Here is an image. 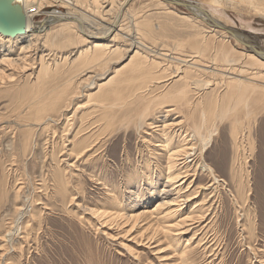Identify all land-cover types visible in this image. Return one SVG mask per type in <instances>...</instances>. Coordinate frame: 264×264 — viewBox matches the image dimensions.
Listing matches in <instances>:
<instances>
[{
	"label": "rangeland",
	"instance_id": "rangeland-1",
	"mask_svg": "<svg viewBox=\"0 0 264 264\" xmlns=\"http://www.w3.org/2000/svg\"><path fill=\"white\" fill-rule=\"evenodd\" d=\"M90 1L88 0V3L86 4L88 5L90 2V4L88 5L89 8H87L88 6L83 7L84 10H87L83 12L81 11V14H85L86 19L90 21L99 20L103 24L105 23L104 21L108 22L110 16H103V12L101 11L106 9V5L110 0H102L100 4L104 6V9L101 7V10L98 11L99 9L94 8L95 12L94 10H92V0ZM192 1L203 5L205 10L207 9L206 11L208 13H213V17L218 20V22L226 25L228 28L242 33L251 45L264 51L263 0ZM31 4L34 8L36 6L34 4H38V1H35ZM57 4L59 5L56 6L57 11H68V8L66 6L60 5L59 3ZM157 4L160 6H158ZM166 5L167 4L164 5L163 3L160 4L158 0H131L127 8L128 13L123 17V21L125 23L122 21L124 28L126 26L128 28H125L127 31L124 29L125 34L119 33V35L116 37V40H119L118 43L129 42V40H124L131 39V37H136V32H142L140 35H142V37L144 36V41H148L149 44L151 43L156 47H162V50H160L161 52H163L165 49L167 53H170L169 56L172 54L171 56L175 57L179 55L177 57L179 59H190L193 55H196L195 46L197 45V40H199L200 38V40H202L203 37V39L206 40L208 38V42L211 41L215 44L224 43L228 51H232L233 54L236 55L240 53V57L242 56L241 54H245V50H247V48L236 43L235 40L226 33H222L219 30L217 32L212 31L206 33L205 29L207 26L205 23L201 21L199 22L198 19H195L192 16L185 17V15L189 16L191 14L183 5L177 3L167 6ZM53 7L54 6H52V8ZM134 8L136 11L134 10ZM132 9L135 13L139 11L138 13H136L137 16L136 14H133L134 12H132ZM99 12H101V14ZM130 12H132V14H129ZM44 15L45 14L43 13V11L39 12L32 19L33 22L43 20L45 18ZM131 15H134V18ZM101 16L102 18H104V20H102ZM128 16H130L129 18L131 21H129ZM128 22H130L131 24ZM138 22L140 23V26H138ZM146 22H150L151 24H146ZM141 24H144L146 26ZM60 25L55 24V27L51 26V29H49V33H51L49 34L50 40L48 41L49 44L46 47L47 49L39 53L35 58L34 50L32 49L29 51V62L27 61V63L30 64L28 65L29 67L34 66L32 69H27L26 67H24V69H21L22 67L18 68V66L15 67L14 65H12L9 66V69L5 72V75H3L2 79H0V170L2 171V173L0 171V264H183L181 259H179L178 254H180L181 250H183L186 240L189 239L193 233L195 234V237H197L195 239L198 240L199 238H201L202 243L204 244L195 245L196 243L193 242L196 241L195 239L190 241L189 245L191 246L190 248H192L190 250V253H192L193 255V257L191 258L193 259V261L190 260L191 264H262V262H264V257L260 256L261 250H264V104L259 103L252 107L249 106L248 110L250 111H248V113H246L245 110L246 106L243 105L239 106L238 110L235 109L234 111H232L231 114H229L228 112H226L225 114L216 112V117L214 120L215 126L217 128L216 134L212 136L208 148L202 154L205 163L211 166L218 178H221L223 181L214 183V180H211V177L206 175L205 172L198 167V169L196 168L195 172H193L192 170V172H187L189 177H186V182L188 183V181H191L192 185L190 190H192L194 187H198L197 195L193 194L191 196L194 197L193 200L198 197V203L203 197V199H205L203 201H206L207 199L213 201L212 206L210 207L211 210H208L206 212V219L200 225L202 226L204 223L206 224L208 222L207 226H205L203 229H198L199 227H196L197 223H195L193 230L185 233L184 235L176 236L175 239L172 240L173 243L171 242L170 244H168L169 241H167V239L159 231V233L156 232V234H158V240L155 238L150 241L145 239V237L156 235L155 232L153 234V230L156 228V226H147L149 223L146 222H148L149 219H144L141 222L139 221L136 224L137 226L135 225L132 229L130 227L131 225L126 223L122 224V221H115L116 223H112L110 228L100 227L98 225L100 227L99 229V227L95 223L96 221H94L93 219L90 220L88 218V214L83 212V207H104L103 209H106L107 211L111 210L112 212L111 208L114 206L115 200H122L120 209H127L128 206L131 205L132 201H134V199L132 200V198L135 197V195L132 194L130 196V199L128 198L129 190H133L130 188V185L134 180L133 174L135 166H137V168L142 167L145 159L150 160L151 162L154 161L153 159L149 158V155L146 152V147L148 146L150 149L155 148V150L158 152L161 151L158 150V147L153 146L156 145L158 140L155 141L153 139L151 143L149 142V145L143 142L142 136H146V133H149L150 130H145V132L143 131V133L142 130L138 129L139 132H136L137 123H135V117L137 118V116H135V114L137 115L138 112L136 113V99H133L131 97V94H128V97L127 94H124V98L127 97L125 98V100L129 101L126 104V108H112L113 110L111 111L110 108H105V106L110 105L109 103L111 102V99H113L111 92L109 91H111V89L113 88L114 83L105 87L103 90L104 92L102 91L103 93L101 92L100 94H98L99 91L95 86V83L98 85V83H101L108 79L109 76L114 75L115 72H119L118 75L117 73L115 75L117 79L124 73H127V70L130 67H133V63L129 58L133 54L132 51H128L124 55L122 53L124 51H121L119 55L114 54L115 58H108L105 62L95 65V69L91 68L95 71L87 74L92 75V77H90L87 82L94 83L93 86L84 87L80 84V88L79 83L75 80L77 73L80 72L78 68L73 69L76 68L75 65L77 63L71 62V59L74 57V55L70 56L68 61H63L60 58L61 56H65L68 51L70 52L71 50H73L74 47L76 48L75 45H79L78 43L79 41H81V39L74 31L75 28H71V26L63 27L62 25L60 27ZM156 25H161L162 27L160 26V29H157L158 26L156 27ZM136 27L141 30H135ZM70 28L73 30H69ZM147 29L149 30V32ZM203 30L205 32H203ZM64 32L66 34H64ZM115 32L116 29L111 33V35H114ZM201 32L202 34L205 33L204 36L201 34ZM67 35L71 37V40L65 42V36ZM148 35L150 37V40L147 37ZM109 37H106L107 41ZM106 39H104L103 41H106ZM20 42L21 41H19V43ZM69 42L71 43V46ZM19 43L17 45L15 44L14 47L9 46V48H7V43L4 40L0 39V56L1 54H3V52L6 53L7 51L10 53V57L12 58H14L13 56H16L18 54L21 55L22 52L21 50H19ZM188 43L191 46H189ZM145 52L149 53V55L146 53L149 58H155L153 52L149 50H146ZM212 52H215L214 48H208V53ZM45 53L48 55H46L45 59L47 58L46 61L48 60L47 63H49L50 70L48 69V73L46 74V69L45 71H42L43 73L41 74L43 75H41V78L39 77L37 81L36 75H38V67H40L38 62L39 56L40 54ZM150 53H152V55ZM185 55L187 56L185 57ZM197 55L199 54L197 53ZM183 56L184 58H181ZM200 56L202 55H199L198 57ZM162 58L164 57L161 56L159 60H161V62H164L165 67L167 66V73L172 71L173 68H175L177 65L181 67L183 72L187 71L188 69L186 68V66L189 65L187 63L183 62L177 64V61L169 59V57L167 59V56L164 59ZM109 59L112 61H110ZM127 60H129V63L127 62ZM241 60L242 62L237 61L238 63H240V65H244L246 62H249V66L247 63L244 65L245 68L248 69V71L257 70L256 65L250 62L244 56L239 59V61ZM201 62L210 65L209 62ZM219 63L221 62H216L213 66H216V68L220 69ZM171 64L176 66L171 68ZM96 66L98 67V69ZM120 66H122L123 68ZM54 68L56 70H54ZM125 68L126 71L122 70ZM168 68L169 70H167ZM69 69L71 72L69 71ZM113 69L118 70L114 71ZM120 69L121 71H123L121 72L122 74L119 71ZM130 69L128 70V72H130ZM32 70L34 71V73H32L31 75L30 72H32ZM62 71L65 73H63ZM188 73H190L193 78L197 77V74L193 72V70H190ZM50 74L52 76L54 74L53 78L50 76ZM46 77L48 78L46 79ZM42 79L45 85L43 84ZM67 82H69V84ZM171 83L172 82L169 81L166 82L164 87L168 84L169 85L166 86L165 89L171 86ZM40 84H42L43 86ZM67 85L69 88H66ZM95 89L97 91H95ZM41 90L44 91L42 92ZM65 90H68L67 93H65ZM60 91L61 93H64L60 94ZM88 92L89 94H86ZM54 93L55 96L58 94V96H64H60L61 98H65L66 96H68V98H71V102L76 103L75 107L81 109H78L79 112H77L75 122L80 123L82 119L83 122L86 120L85 122L89 123V125L91 122H94V125H92L90 128L95 127L92 129L94 134H96L97 132H103V135L100 134L99 137H101L102 140L104 139V150L101 154V158L99 160H95V157H92L91 160L88 159L89 161H94L95 163L86 160L76 162V166L71 169V172L75 175L73 174L74 178L71 179L73 181H70V183L68 184L69 190L59 195L58 191H56L54 187L53 181L49 177L51 171L48 167L49 161L47 160V157L44 159V155L47 154V152H49L51 148L50 143H48L49 141L47 142V144H45V139L47 138L45 133L40 130H35L36 133L33 132V134L30 135V132H27L26 136V130L28 129V126H32L29 125L30 122H33L34 124L37 123L36 117H38V115H35V117V113L33 114V111H35L34 104H37L38 102L42 103V99L44 97L49 94L50 97L54 96ZM202 94H204V92H201V96ZM85 95L90 96V98ZM100 96H102V98ZM109 96L110 98H108ZM22 97L26 99L22 100ZM72 97L75 98L72 99ZM94 98L95 100H93ZM90 99L92 101H90ZM37 100L39 101L35 102ZM166 100L167 101L165 103L167 105H170L171 101H168L169 99ZM91 102H93L94 104ZM32 103L34 106L33 108ZM84 104L87 107H82L84 106ZM87 104H89L91 108H89ZM103 104H105V106H103ZM171 104H173V102H171ZM176 106L179 105L177 104ZM17 107L19 108L15 109ZM29 107L31 108L29 109ZM73 109L74 108L69 109L68 114H72L71 111H73ZM84 111L87 113H84ZM92 111H95V113H93ZM17 112L20 115H18ZM24 112L29 113L25 114ZM22 113H24V115ZM174 113L175 112H171L167 116V119H169V121H172V119L178 116V113ZM28 114H31L32 118L31 115L28 116ZM158 114L154 113L153 116H157ZM182 114L186 117L185 112H182L179 114V117L177 119H180L182 117ZM24 116H28L33 120L27 118L28 120H30L28 121ZM24 118L26 119V121L24 120ZM34 118H36V120ZM23 121L25 122V124H29L25 125ZM106 121L109 122V127H106ZM232 126H234V128ZM103 130L107 131L104 133ZM233 130L236 131V134L234 135V137L237 136L236 142L231 134ZM25 139L27 140L25 141ZM251 140L253 141V146L255 147V149H252L253 146H250L249 142ZM27 143H29V145ZM61 158L67 159V156L65 157L63 155ZM158 158L159 159L156 162L157 165L164 164L163 155L161 153L159 154ZM74 161V159H71V161L69 162L71 163ZM153 170H155L154 163ZM46 172L48 173L46 174ZM233 172H237L236 174L239 173V177L241 176L240 180L242 182L241 187H238L239 191H237L235 185L236 182H239L240 180L238 175H233ZM98 174L103 175L104 179L97 180L96 177L98 176ZM136 179L140 180L141 178L137 177ZM163 180L164 179L159 181L157 185V191H160V188L163 185ZM140 183L142 184L141 187H146V185L143 183V180ZM187 183H185L184 186H186ZM215 184L217 185V187ZM210 186L211 188H213V186H215L216 188L214 190V193L208 196L207 194L209 192V189H207V187ZM15 190H18V193H15ZM204 190L207 197H204ZM68 192L70 196H68ZM236 193L238 196H236ZM231 194H233V196ZM16 195L18 197H16ZM64 197L67 198L65 199ZM123 199L127 200L123 201ZM207 205H209V203H207L206 206ZM16 207H20V209L22 208L21 211L23 212H21L22 217L20 216V219H18L19 216H17L18 214L16 213V211H14V208ZM82 215L83 217H81ZM82 218L86 219L84 220ZM10 221H12L11 224H14V226L20 224L19 226H16L17 228L20 227V231L18 230L14 232L13 230L11 231V233L13 234H9V236L11 237L6 235V237L3 239L2 235H4L7 229H9L7 227L10 226ZM152 222H154V220H152ZM249 222L253 223L256 228L255 235L253 236V239L252 241H250V243L247 240V234L245 230ZM94 223L96 226L93 225ZM125 232L129 233L127 234Z\"/></svg>",
	"mask_w": 264,
	"mask_h": 264
},
{
	"label": "bare ground",
	"instance_id": "bare-ground-1",
	"mask_svg": "<svg viewBox=\"0 0 264 264\" xmlns=\"http://www.w3.org/2000/svg\"><path fill=\"white\" fill-rule=\"evenodd\" d=\"M35 1H38V4H34L36 6L33 8L31 3L35 2ZM101 1L102 0H92V4H93L92 10H94V12H95V9H99L98 11H100L101 7L104 9V6H102L100 4ZM176 1L177 0H158V2H160V4L163 3L164 5L165 4L172 5ZM211 1H213V0H211ZM18 2L21 3L23 10L25 12V17H26L25 33L20 34V35H16L15 37L4 36V35L0 34V39L4 40L7 43V45H8L7 48H9V46L14 47L15 44L17 45L19 43V41H21L19 43V45H20L19 50H21L22 54L21 55L15 54L16 56H13L14 58L10 57V53L7 50H6L7 51L6 53L3 52V54H1V56H0V79H2L3 75H5V72L9 69V66H12V65H14L15 67L18 66V68L22 67L21 69H24V67H26L27 69H32L34 66L31 65L32 67H29L28 65H30V64L27 63L29 51L32 49L34 50V58H35L36 56H38L39 53H41L42 51L47 49L46 47L48 46V44H49L48 41L50 40L49 34L51 33V32L49 33V29H51V26L53 27L55 24H59V25L61 24L63 27H66V26L70 27L71 26V28H75L74 31L76 32L77 36H79V38L81 39V41H79V43L75 40L79 44V45H75L76 48L74 47L73 50H71L70 52L68 51V53H66L65 56H61V58H60L63 61L64 60L68 61L70 56L74 55V57L71 59V62L77 63L76 65L74 64L76 66V68H73V69L78 68V70L80 72V73H77V75L75 77V80L79 83V86H80V84L83 85L84 87L93 86L94 83H92V82L88 83L87 82L88 79H90V77H92V75L91 74L87 75V74L95 71V70L91 69V68L95 69L94 68L95 65H98V64L105 62L108 58H111V57L115 58L114 54L119 55V53L121 51L125 52V53L122 52L123 55L126 54V52H128V51L129 52L132 51V53H133V54L131 53L132 55L129 57L130 61L133 63L132 64L133 67L132 68L130 67L131 69L129 68L130 72H128V70H129L128 69L127 73H124L118 79H117V77H115V75H116V73L118 75L119 72H115L114 75L109 76L108 79H106L105 81H103L101 83H98V85L95 83V86L99 91L98 94H100L104 90L105 87L114 83L113 88L111 89V91H109V92H111V95L113 97V99H111V102L109 103L110 105L105 106V104H103V106H105V108L108 107L111 109V111L115 108L116 109L122 108V107L126 108L127 107L126 104L129 101L125 100V98L128 97V94H131V97L133 99L134 98L136 99V102H135L136 106H137L136 107V113L138 112L137 115L135 114V116H137V118L134 116L136 119L135 123H137L136 124L137 125V131L136 132H139L138 129L142 130V132L143 131L145 132V130H150L149 133H146V136L145 135L142 136L143 142H145L149 145V142L151 143V141L153 139L155 141L158 140V142H160V143L155 142L156 145H153V146L158 147V150H160L161 152L156 151L155 148L150 149L148 146L146 147V152L148 153L149 158L153 159L155 162L154 161L151 162L150 160L145 159L142 167L137 168V166H135L134 174H133L134 180L133 179H132L133 181L131 180L132 184L130 185V188L133 190H129V193H128L129 197L128 198L130 199V196L132 194L135 195V197L132 198V200L134 199V201H132L131 205L128 206L127 209L126 208L120 209L122 200L116 201L114 199L115 200L114 206L111 208L112 212H111V210L107 211L106 209H103L104 207H101V208L100 207L96 208L94 206L93 207H91V206L83 207V212L88 214V218L90 220L93 219L94 221H96L95 223L97 224V226L99 225L100 227H105V228L109 227L110 228L111 224L114 223L115 221H117V222L122 221L123 222L122 224L126 223V224L131 225L130 226L131 229L139 221L141 222L144 219H149V221L146 222V223H149L147 226L148 227L156 226V228L153 230V234H154V232L156 234V232L159 231L167 239V241H169L168 244H170L171 242L173 243L172 240H174L176 236L184 235L185 233L193 230L195 223H197L196 227H199L198 229H203L205 226H207L208 222L206 224L204 223L202 226H200V225L206 219V217H205L206 212L208 210H211L210 207L212 206L213 201L210 199L203 201V200H205V199H203V197H202L201 201L198 203H197L198 197H196L193 200L194 197H191V196L193 194L197 195L198 187L197 188L194 187L192 190H190L192 185H191V181H188V183L186 182L187 181L186 177H189L187 172H189L191 170L193 172H195L196 168L198 167L199 169L204 171L206 175L210 176L211 180L212 179L214 180V183H218L219 181H223L221 178H218V176L214 172V169L205 163L202 153L208 148L212 136L214 134H216L217 128H216L215 123H214V120L216 117V112H221L222 114H225L226 112H228L229 114H231L232 111H234L235 109L238 110V107L243 105V106H246L245 110H246V113H248V111H250V110H248L249 106L252 107V106L259 104V103L264 104V73H263L264 72V51L261 49H258L257 47H254L253 45H251L246 40V37L242 33L238 32L236 30H233L231 28H228L226 25L218 22V20H216L213 17L214 16L213 13H211V14L208 13L206 11L207 9L205 10L203 5H200L199 3H196L195 1L193 2L192 0H178V2H180L182 4L186 3L185 4L186 6H184V7L191 14L189 16L185 15V17H191L192 16L195 19H198L199 22L201 21V22L205 23L207 26L205 29L206 33L212 32V31L217 32L219 30L220 32L226 33L227 35L232 37L236 43L243 45L245 48H247V50H245L246 51L245 54L243 53L241 55L244 56L245 58H247L254 65H256V69H257L256 71H254V70L248 71V69H246L244 66L247 62L244 65L243 64L240 65V63H238V62H242V60L239 61V59L242 57V56L240 57V55H239L240 53L238 55L233 54L232 51H228L226 49V45H224V43L215 44L211 41L208 42L207 41L208 38H207V40L203 39V37H202V40H200L201 38L199 40L196 39L197 40V45L195 46L196 55H193L192 58H190V59H186V58L185 59H179V58H177L179 55L175 57V56H171L172 55L171 54L169 56L170 53H167L165 51V49L163 52H161L160 50H162L161 49L162 47L159 48V47H156L155 45H153L151 43L149 44L148 41L147 42L144 41V38H143L144 36L142 37V35H140L142 32L141 33L136 32V34H137V36L135 35L136 37H131V39H125L124 40V41L129 40V42L118 43L119 40L117 41L116 37L119 35V33L125 34L124 29L127 26L124 28V25L122 24L124 22L123 17L126 16L128 13L127 8H128V4H130L131 0H118V1L116 0V3H115V0H110L109 3L106 5V9L101 11V12H103L102 13L103 16H107V17L110 16L109 21L108 20H107L108 22L104 21L105 22L104 24L102 22H100L99 20L98 21H90V20L86 19L85 14L84 15L81 14L83 11L87 10V9L84 10L83 7H86L90 4L91 1L89 2L88 5H86L88 3V0H18ZM57 3H59L60 5L66 6L68 8V11H66V12L57 11L56 10L57 9L56 6L58 5ZM115 4H117V5H115ZM52 6H54V7L52 8ZM158 6H160V5H158ZM144 7H146V6H144ZM87 8H89V6ZM157 9H158V7H157ZM134 10H135V8H134ZM134 10L132 12H134ZM166 10H167V8H166ZM41 11H43V13L45 14L44 15L45 18L41 21L33 22L32 19L34 18V16ZM89 11H91V10H89ZM91 12H93V11H91ZM101 12H99V13L101 14ZM132 12H130L129 14H132ZM138 12L139 11H137L136 13H138ZM136 13L134 12L133 14L135 15ZM173 14H174V12H173ZM136 16H137V14H136ZM129 17L130 16H128V18ZM94 18H96V17H94ZM101 18H102V16H101ZM102 20H104V18H102ZM180 20H183V19H180ZM129 21H131L130 18H129ZM162 21H163V19H162ZM128 23H130V22H128ZM133 23H134V20H133ZM141 23H145V22H141ZM149 23L146 22V24H149ZM61 25H60V27H61ZM141 25H144V24H141ZM138 26H140V23ZM144 26H146V25H144ZM149 26H151V25H149ZM160 26L156 25L157 29H160ZM203 27H205V26H203ZM71 28L69 30L72 31L73 29H71ZM115 29H116V32L114 33V35H111V33ZM151 29H152V27H151ZM135 30L140 31L141 29L139 30L138 27H136ZM150 31H152V30H150ZM205 31L203 30V32H205ZM66 32H68V31H66ZM148 32H149V30H148ZM64 34H66V33L64 32ZM201 34H202V32H201ZM204 34L205 33H203L202 35L204 36ZM219 35H221V34H219ZM210 36H212V35H210ZM216 36H218V35H216ZM106 37H109L108 41H107ZM147 37H148V39L150 38L149 35ZM104 39H106V41H103ZM70 40H71L70 36H68V35L65 36V42L70 41ZM121 40H123V39H121ZM55 44H57V43H55ZM188 45H189V43H188ZM70 46H71V43H70ZM189 46H191V45H189ZM208 48H214L215 52L208 53ZM146 50L153 52L155 58H151V57L149 58V56L146 55V53L149 55L148 52H145ZM197 53L199 55L204 56V57H202V56L198 57L199 55H197ZM150 54L152 55V53H150ZM46 55L47 54L45 53V54H40V56H39L38 62H39L40 67H38L39 72L37 71L38 75H36L37 81H38L39 77L41 75H43V74H41V73H43L42 71H45V69H46L45 74L48 73L49 63H47L48 60L46 61L47 58L45 59ZM123 55H121V56H123ZM159 56H160V58H161V56H163L164 58L167 56V59L169 57V59L177 61V64L183 63V62L187 63V64H189L186 66V68H188V69H187V71L183 72L181 67H179L175 63L177 66L175 65L176 66L175 67L173 64H171V68H173V67H175V68H173L172 71L167 73L166 72L167 66L165 67L164 62H161V60H159L160 59ZM186 56L187 55H185V57ZM164 58H162V59H164ZM181 58H184V56ZM33 60H35V59H33ZM110 61H112V60H110ZM128 61L129 60H127V62ZM167 61H169V60H167ZM174 61H172V62H174ZM201 61L209 62L210 65H207V63L204 64ZM107 62H106V64H107ZM131 62H130V64H131ZM216 62H221V63H219L220 69L216 68V66H213L214 63H216ZM247 64L249 66V62ZM126 66H128V65H126ZM126 66H124V67H126ZM129 66H131V65H129ZM120 67H122V66H120ZM73 69H72V71H73ZM97 69H98V67H97ZM54 70H56V69L54 68ZM113 70L115 71L118 69H113ZM122 70L126 71V68L122 69ZM167 70H169V68ZM188 70L189 71L193 70V72H195L197 74L196 75L197 77L193 78V76L190 73H188L189 72ZM51 71H52V69H51ZM69 71H70V69H69ZM119 71H120V73L123 72V71H121V69ZM32 73H34L33 70H32V72H30V74L32 75ZM58 73H59V71H58ZM63 73H65V72H63ZM101 74H103V73H101ZM121 74H119V75H121ZM56 75H57V73H56ZM50 76L53 78L54 74H53V76L50 74ZM83 76H85V77H83ZM48 77H46V79ZM97 78H99V77H97ZM168 81L172 82L171 83L172 85L169 86L167 89H165L166 86L169 85L168 84L164 87V85ZM42 82L44 84L43 79H42ZM67 83L69 84V82H67ZM74 84H75V82H74ZM40 85H42V84H40ZM47 87H45V88H47ZM37 88H38V85H37ZM66 88H69L68 85L66 86ZM80 88H81V86H80ZM58 89H60V88H58ZM73 90H74V87H73ZM67 91L65 93H67ZM95 91H97V90L95 89ZM30 92H31V90H30ZM201 92H204V94H202V96H201ZM63 93H61V91H60V94H63ZM68 94H70V93H68ZM86 94H89V92ZM124 94H127V97L124 98ZM58 95L55 96V93H54V96L50 97V94H49L42 99V103L38 102L39 100L35 101L38 103L34 104L35 105V111H33V114L35 113L34 116L38 115V117L35 116L37 118V121H36L37 123L34 124L32 122L34 125L31 122H30V124L28 123L29 125H32V126H28V129H27L28 131L26 130V128H25V130H26V136H27V132H30V135H32L33 132H35V130H40V131L45 133V135L47 137V138L45 137L46 138L45 144H47V142L49 141L48 143H50L51 148H50L49 152H47V154L44 155V159L47 157V160L49 161L48 167L51 170L49 177L53 181L54 187H55L56 191H58V195H59V194L64 193V192L69 190L68 184L70 183V181H73L71 179L74 178L73 177L74 173L71 172V169L74 166H76L75 165L76 162L82 161V160L89 161V160H91L92 157H95L96 158L95 160H99L101 158V156H102L101 154L104 150V148H103V140L104 139L102 140V138L99 137L100 134H102L103 132L102 133L97 132L96 134H94L92 129L95 127L90 128L92 125H94V122H91L90 125H89V123L85 122L86 120L83 122V119L82 120L80 119L81 121L79 120L80 123L75 122L77 112H79L78 111L79 108L75 107L76 103L71 102V100H70L71 98H68V96H66L65 98H61L63 95L62 96L60 95L61 97ZM27 96H26V98H27ZM85 96H87V95H85ZM96 96H98V95H96ZM107 96H108V94H107ZM87 97L90 98V96H87ZM100 97L102 98V96H100ZM26 98L22 97V100L26 99ZM73 98H75V97H72V99ZM108 98H110V96ZM166 99H169L168 101L173 102V104H171V102H170V105H167L165 103L167 101ZM93 100H95V98ZM104 100H106V99H104ZM40 101H41V99H40ZM90 101H92V100L90 99ZM91 103H93V102H91ZM91 103H90V105H91ZM85 104H86V102H85ZM85 104L82 107H85L86 106ZM177 104L179 106H176ZM87 105L89 106V104H87ZM33 107L34 106L32 103V108ZM18 108L19 107L15 108V109H18ZM30 108L31 107H29V109ZM71 108H74L73 111H71L72 114H68L69 113L68 110ZM89 108H91V106H89ZM133 108H135V107H133ZM79 110H81V109H79ZM242 110H243V108H242ZM153 112L157 113V114L159 113V114L157 116H153L154 115ZM171 112L178 113V116L176 118L172 119V121H169V119H167L168 118L167 116ZM182 112H185L186 117L182 114V117L180 119H177L179 117V114ZM24 113H22V114L24 115ZM26 113H29V112H26ZM84 113H87V112L84 111ZM93 113H95V111ZM118 113H116V114H118ZM17 114H18V112H17ZM31 114H28V116ZM133 114H134V112H133ZM18 115H20V114H18ZM32 115H31V118H32ZM217 115H218V113H217ZM219 115H220V113H219ZM28 116L27 117L24 116V117H26V119L27 118L31 119ZM246 116H247V114H246ZM36 118H34V119L36 120ZM19 119H20V116H19ZM26 119L24 118L25 121H26ZM21 120H23V119H21ZM31 120H33V119H31ZM28 121H30V120H28ZM233 121H234V119H233ZM106 122H105L106 127H109L110 126L109 122L108 121H106ZM131 122H134V121H131ZM23 123L25 124L24 121H23ZM158 123H160V124H158ZM28 124H25V125H28ZM234 126H236V125H234ZM234 126H232V127L234 128ZM103 131L105 133L107 130H103ZM37 132H39V131H37ZM235 132H236L235 130L232 131V133H231L232 137H234V135L236 134ZM236 138H237V136L234 137L235 142H236ZM26 140L27 139H25V141ZM249 140H250V137H249ZM249 143H250V146L252 147L253 141L251 140ZM27 144L29 145V143H27ZM35 144H37V143H35ZM253 148L255 149L254 146L252 147V149ZM160 153L163 155L164 164L157 165L156 162L159 159L158 156ZM63 155L65 157L67 156V159H64V158L62 159L61 157ZM68 158H69V160H68ZM71 159H74L75 161L70 163L69 161H71ZM89 162H94V161H89ZM153 163H154L155 170H153ZM1 173H2V171H1ZM47 173L48 172H46V174ZM236 173L233 172V175L234 176L238 175V177H239V173L238 174H236ZM93 176H95V175H93ZM103 177H104L103 175L98 174V176L96 178H97V180H103L104 179ZM137 177H140L141 179L138 180V179H136ZM240 178H241V176L239 177V180H240ZM162 179H164L162 181L163 185L161 186L160 191H157V189H158L157 185H158L159 181ZM2 180H3V178H2ZM142 180H143V183L146 185V187L144 186V188L141 187L142 184L140 182H142ZM74 181H75V179H74ZM241 182H242L241 180L239 182H236L235 186H236L237 191H239L238 187H241ZM185 183H187L186 186H184ZM134 187H135V189H134ZM216 187H217V185H216ZM216 187L215 186H213V188H211V186L207 187V189H209V192L207 195L209 196L210 194L214 193V190ZM18 190H15V193L16 192L18 193ZM17 195H16V197H18ZM207 195H205V190H204V197H207ZM231 195L233 196V194H231ZM68 196H70L69 192H68ZM236 196H238L237 193H236ZM239 196H242V195H239ZM112 197H114V196H112ZM64 198L66 199L67 197H64ZM211 199H212V197H211ZM126 200L127 199H123V201H126ZM147 200H149V201H147ZM207 203H209V205L206 206ZM241 203H242V201H241ZM111 205H113V204H111ZM20 207L14 208L15 209L14 211H16V213L18 214L17 216H19L18 219H20L22 217L21 212H23V211H21L22 208L20 209ZM135 207L138 209H136ZM81 217H83V215ZM15 219H16V217H15ZM82 219H84V218H82ZM152 220H154V222H152ZM18 221H20V220H18ZM11 222L12 221L9 222L10 226L7 227L9 229H7L4 233V235H2L3 239L6 237V235L9 236V234H13V233H11V231L14 230V232H15V231H18L20 229V227H18V228L16 227L17 225L19 226L20 224H17L14 226V224L12 225ZM95 223L93 224L94 226H96ZM100 227H99V229H100ZM255 229H256L255 225L253 223L249 222V224L247 225V227L245 229L246 234H247V240L249 241V243H250V241H252L253 236L255 235ZM125 233H127V232H125ZM105 234H106V232H105ZM109 235H111V234H109ZM157 235L158 234H156L154 236H148V237H145V239H147L148 241L153 240L154 238L157 239ZM9 237H11V236H9ZM195 238H197V237H195V234L193 233L192 236L186 240V243L183 247V250H181L180 254H178L179 259H181L183 264H191L190 260L193 261V259H191L193 257V255H192V253H190V250L192 248H190L191 246L189 244H190V241L195 239ZM157 240H155V241H157ZM193 242L196 243V244L194 243L195 245L204 244V243H202L201 238H199L198 240L193 241ZM178 244H179V242H178ZM163 249H164V247H163ZM128 251H129V249H128ZM175 251H176V249H175ZM260 257H264V250H261V256ZM262 264H264V262H262Z\"/></svg>",
	"mask_w": 264,
	"mask_h": 264
},
{
	"label": "water",
	"instance_id": "water-1",
	"mask_svg": "<svg viewBox=\"0 0 264 264\" xmlns=\"http://www.w3.org/2000/svg\"><path fill=\"white\" fill-rule=\"evenodd\" d=\"M186 6L176 1L174 4ZM26 17L18 0H0V34L15 37L25 33Z\"/></svg>",
	"mask_w": 264,
	"mask_h": 264
}]
</instances>
